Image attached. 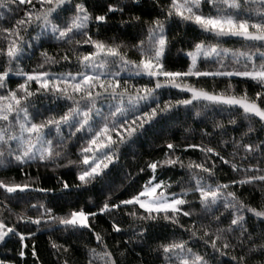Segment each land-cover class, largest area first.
I'll list each match as a JSON object with an SVG mask.
<instances>
[{
    "label": "snow or ice",
    "instance_id": "1",
    "mask_svg": "<svg viewBox=\"0 0 264 264\" xmlns=\"http://www.w3.org/2000/svg\"><path fill=\"white\" fill-rule=\"evenodd\" d=\"M10 169L0 264H264V0H0Z\"/></svg>",
    "mask_w": 264,
    "mask_h": 264
},
{
    "label": "trees",
    "instance_id": "2",
    "mask_svg": "<svg viewBox=\"0 0 264 264\" xmlns=\"http://www.w3.org/2000/svg\"><path fill=\"white\" fill-rule=\"evenodd\" d=\"M29 67H31V64L28 65ZM196 127H199V125H197ZM173 139L176 140H180L181 139V132L180 130H175L174 136L172 137ZM199 140V136H197V141ZM157 144L160 143L159 140L156 141ZM189 155H192L194 159H198L199 158V154H192L189 153ZM32 175L35 176L36 175V170L35 168L31 169ZM40 174L41 175H50V173H45V170L43 168L40 169ZM179 174V173H178ZM221 175H223V172H221ZM11 176H16L17 180L21 179L19 171L17 169H10L7 172H0V177H11ZM167 177V174H165V178ZM67 178V177H66ZM176 177L173 176V179H175ZM45 186H52V184L55 183L54 180H46L45 182ZM247 191H251V189H248ZM92 193L86 194L85 198H87V195H90ZM247 193H245L246 195ZM259 197L257 196V199ZM30 214H34V213H30ZM101 224H103V219H101L100 221ZM48 233H45L44 235H38L37 237V243H38V248H39V252H40V257L43 260L44 264H51V260L52 257L50 255V252L48 251ZM112 243H114L113 241H110ZM11 248L12 251H8V249ZM15 252V245L12 244L11 241H9V244L7 245H3L2 247H0V259H10ZM27 264H32V258L30 256V254L28 255V257L26 258Z\"/></svg>",
    "mask_w": 264,
    "mask_h": 264
}]
</instances>
